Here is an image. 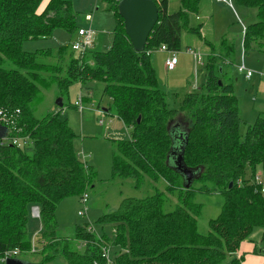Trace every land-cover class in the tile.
<instances>
[{
    "label": "trees",
    "instance_id": "1",
    "mask_svg": "<svg viewBox=\"0 0 264 264\" xmlns=\"http://www.w3.org/2000/svg\"><path fill=\"white\" fill-rule=\"evenodd\" d=\"M44 1L0 0V104L9 111L20 110V135L27 136L22 147L0 138V264H7L1 258L14 248L21 250L15 259L22 264H47L59 257L66 264H107L102 249L107 242L90 224L76 225L72 236L58 232L57 206L87 192L90 168L75 150L77 135L68 119L59 111L38 118L32 108L41 87L57 84L68 93L73 83H80L91 93L96 81L104 84L112 110L129 130L127 138L114 140L113 175L134 178L137 187L144 181L141 172L156 167L169 182L167 188L179 190L173 211L163 209L166 199L158 192L125 198L117 210L100 217L99 223L113 230L114 264H241L236 257L241 243L255 228L264 230V197L252 182L264 167V117L259 115L254 123L245 120L231 84L223 83L225 65L230 68L235 62V46L225 38L217 50L208 44L212 52L205 84L185 94L174 109L167 108L152 62V54L163 45L167 51H179L184 31L201 33L202 26H193L191 16L199 14L202 0H180L174 12L168 0H154L159 19L142 50L134 48L126 34L120 0H102L110 4L116 21L112 45L106 52L88 49L78 57L71 44L34 52L24 48L27 40L48 39L58 29L74 40L81 28L71 0H49L41 9ZM232 1L257 10V20L245 27L243 45L245 50L251 44L264 50V0ZM91 97L88 93L84 99ZM182 111L191 123L180 141L182 129L175 128V120ZM178 144L183 145V164L194 173L189 187L173 164V157L181 153ZM195 181L201 183L197 188ZM195 191L224 196L207 233L199 231L202 204L194 201ZM32 207H38L41 221V248L36 253L40 261L25 258ZM81 241H86L83 250Z\"/></svg>",
    "mask_w": 264,
    "mask_h": 264
},
{
    "label": "rangeland",
    "instance_id": "2",
    "mask_svg": "<svg viewBox=\"0 0 264 264\" xmlns=\"http://www.w3.org/2000/svg\"><path fill=\"white\" fill-rule=\"evenodd\" d=\"M48 1L43 2L41 9L47 5ZM71 1L80 27L92 28L96 32L91 51L106 52L112 45L113 33L116 28L115 17L110 4L103 3L102 0ZM179 8V0H171L170 11H176ZM88 13L93 14L92 22L85 20ZM256 13L257 10L254 8L225 1L202 0L199 11L201 18L196 19L195 15L191 16V23L194 26L202 23L201 33L183 32L181 48L176 51L178 59L176 68L168 70L165 65V61L170 57L171 52L157 50L152 54V62L168 109L179 108L185 94L194 89H199L205 84L208 55L200 47L204 46L208 50L210 48L208 44L212 43L217 50L221 46L219 43L225 38L228 44L235 46V62L233 66L229 65L230 68L225 65L224 69L228 71V74H224L223 83L231 84L238 98L240 115L245 120L254 123L259 115L264 117V74L260 76V73H264V50H259L252 44L245 50L243 45L244 28L257 20ZM72 42V35L69 32L58 29L48 39L27 40L24 48L34 52L38 49H56L62 45L70 46ZM189 49L202 54L203 60H199V64H197V58L188 51ZM73 52L77 57L81 55L80 52ZM243 62L246 68L256 72L251 79H246L245 73L238 70ZM7 67L14 68L11 64ZM92 86L91 94L88 92L92 97L83 99L84 108L82 110H79L75 103L81 93L84 92L82 94L84 97L88 93L82 89L80 83H73L68 93L61 91L57 84L49 88L41 87L37 98L32 102V108L38 118L44 117L49 112L59 111L61 118L68 119L70 127L77 135L74 139L75 150L80 159L87 163L90 168L92 182L87 189L88 208L86 215H79L80 209L84 206L79 196L72 195L63 199L56 209L58 232L64 236H72L76 225L88 223L96 231V236L107 242L110 259L114 260L113 230L110 225L102 226L99 223L100 217L117 210L125 198H144L158 192L163 193L164 199H166L163 209L166 212L173 211L179 203V190L170 191L167 188L169 182L166 181L165 175L156 170V167L154 171L145 172L143 170L141 172L144 181L137 187L134 186V178L113 175L114 140L127 138L129 130L112 110V99L103 92L104 84L96 81L92 83ZM58 98L63 99V106L61 107L56 104ZM104 109L110 111L106 112ZM175 122L182 123L185 128L190 127L191 123L185 111L179 113ZM155 172L159 173V177L156 178ZM259 172L260 176L263 173L261 180L264 182V167H261ZM246 178L250 180L251 175L248 173ZM200 184L195 181L193 187L197 188ZM257 186L256 191L261 192V185ZM194 201L202 204L201 213L198 215L199 231L207 233L210 230V221L216 219L221 212L224 196L218 191L213 193L197 191ZM34 208L38 209V207H32L31 210L29 227L32 236L30 247L25 252V258L40 261V256L36 253L41 248L39 241L41 221L34 214ZM260 230L263 231L260 227L255 228L252 236L257 238L260 235ZM83 242L86 243V241ZM83 242L78 244L80 250L85 248L82 246L84 245ZM16 249L20 255L21 250L14 248V250ZM47 264H66V262L59 257L50 260Z\"/></svg>",
    "mask_w": 264,
    "mask_h": 264
},
{
    "label": "built area",
    "instance_id": "3",
    "mask_svg": "<svg viewBox=\"0 0 264 264\" xmlns=\"http://www.w3.org/2000/svg\"><path fill=\"white\" fill-rule=\"evenodd\" d=\"M219 1H225L228 3H232V0H219ZM85 20L87 22H92L93 20V14L88 13L85 16ZM244 33H245V28H244ZM96 35V32L93 31L92 28L86 29L84 27H81L78 30V34H77V38L73 40V42L71 43V48L74 51L80 52L81 55L85 54L87 52L88 49H91L93 46V42H94V37ZM159 50L161 51H167V47L166 46H162ZM189 52L195 54L196 56H198L199 54H197L194 50L189 49ZM172 52V56L169 57L166 61H165V65L167 66L168 70H173L177 63H178V59H177V54L176 52ZM201 60L200 57L198 59V61ZM238 70L240 72H244V76L246 79H251L256 72L246 68L244 62L241 66L238 67ZM264 73H260V75H263ZM83 93L80 94L79 99L76 101L75 106L79 109L82 110L84 108V96H82ZM20 113V110L17 109L15 112L13 111H9L8 109H6L5 107H3L0 104V125L5 126L6 127V133L4 135V137L2 139H9L11 140L14 144L18 145V146H23L24 143L27 142V136H21V130L22 127H20L18 125V114ZM253 183H255L256 185H261V193L264 197V182H262L261 180V176L259 173H257L253 180ZM80 201H82V204H84L83 208L80 209L79 214L84 215L87 211V202H88V193H83L80 197ZM33 212L36 216L39 217V211L37 208L33 209ZM92 229V226H91ZM85 246L86 244L83 242ZM108 246H103V257L107 260V264H114V260L110 259V250L109 248H107ZM19 255L18 250H7L4 255L1 258V261H7L10 258H15ZM94 264H98L97 262H94Z\"/></svg>",
    "mask_w": 264,
    "mask_h": 264
},
{
    "label": "water",
    "instance_id": "4",
    "mask_svg": "<svg viewBox=\"0 0 264 264\" xmlns=\"http://www.w3.org/2000/svg\"><path fill=\"white\" fill-rule=\"evenodd\" d=\"M118 8L120 15L124 19L125 31L131 43L137 50H142L147 43L150 32L159 19V11L156 2L154 0H120ZM56 104L60 107L63 106V99L58 98ZM138 121H140V118ZM5 133L6 127L0 125V138H3ZM178 134L183 136L185 131L181 130ZM175 147L176 149L180 147L181 153L177 154V150L172 151V154L176 153V156L173 157L174 167L183 175L186 186L189 187L194 177L193 170L183 164V145L178 144V146ZM232 184L231 182L230 186H232ZM7 264H22V261L10 258L7 260Z\"/></svg>",
    "mask_w": 264,
    "mask_h": 264
},
{
    "label": "crops",
    "instance_id": "5",
    "mask_svg": "<svg viewBox=\"0 0 264 264\" xmlns=\"http://www.w3.org/2000/svg\"><path fill=\"white\" fill-rule=\"evenodd\" d=\"M169 4H168V8H169V11H170V5H171V0H168ZM179 6H180V0H179ZM171 12V11H170ZM174 12V11H172ZM196 16V19H200L201 16L200 14H194ZM192 15V16H194ZM192 24V23H191ZM193 25V24H192ZM198 25H202V23L198 24ZM194 26V25H193ZM197 26V25H196ZM202 27H201V30H202ZM77 38V36H76ZM75 38V39H76ZM27 43L24 44V47ZM212 44V43H211ZM209 46V45H208ZM212 46V45H211ZM210 47V46H209ZM201 49L203 48V51H205V53L207 55L211 54L212 52V48H208V50L203 46L200 47ZM171 52V51H169ZM196 52V51H195ZM191 53V52H190ZM197 53V52H196ZM193 54V53H191ZM199 54L198 56H196L195 54H193L196 58H197V64H199V57L201 59V61L203 60V56H201L202 54L200 53H197ZM172 56V52H171V55L170 57ZM178 64V63H177ZM177 66V65H176ZM176 68V67H175ZM174 68V69H175ZM173 69V70H174ZM208 73V72H207ZM207 76V74H206ZM262 76V75H260ZM245 77V76H244ZM254 77V76H253ZM84 93V92H83ZM91 94V93H90ZM91 96V95H90ZM106 112L107 109H104ZM262 167V166H261ZM258 168V171L257 173L260 174L259 170L260 168ZM263 175V173H261V176ZM264 231V230H263ZM263 231L260 230V235H258L257 238L253 237L252 235L248 238V239H245L241 245H240V248L237 250V253H236V257L240 258V261H241V264H264V242H263Z\"/></svg>",
    "mask_w": 264,
    "mask_h": 264
},
{
    "label": "flooded vegetation",
    "instance_id": "6",
    "mask_svg": "<svg viewBox=\"0 0 264 264\" xmlns=\"http://www.w3.org/2000/svg\"><path fill=\"white\" fill-rule=\"evenodd\" d=\"M176 127H179L180 129H182V131H184V129H186V128L184 127V125H183L182 123H179V122H178V123L175 122V128H176ZM179 132H181V130H180ZM179 132H178V133H179ZM178 137H179V140L181 141L182 135H181V134H178Z\"/></svg>",
    "mask_w": 264,
    "mask_h": 264
}]
</instances>
